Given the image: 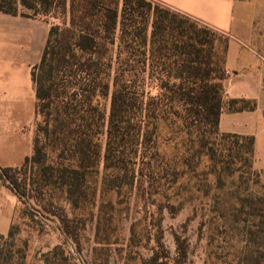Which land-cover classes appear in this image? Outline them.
<instances>
[{
	"label": "trees",
	"instance_id": "16d2710c",
	"mask_svg": "<svg viewBox=\"0 0 264 264\" xmlns=\"http://www.w3.org/2000/svg\"><path fill=\"white\" fill-rule=\"evenodd\" d=\"M56 9L68 23L50 26L31 72L40 119L33 153L18 168L0 165V187L59 221L62 241L41 254L40 264H79L68 243L80 251L84 219L52 212L55 196L76 211L95 206L98 192L120 199L145 188L175 211L194 200L177 199L176 168L192 169L202 157L209 163L205 196L226 190L212 195L213 210L228 200L229 212L218 218L254 228L247 248L257 252L255 234L264 241V192L251 189L261 183L252 170L254 138L219 129L228 77L225 33L158 0H0V12L13 16H47ZM226 106L229 112L256 108L253 101L236 99ZM192 187L201 190L192 183L189 192ZM107 236L97 232L94 249L105 264ZM175 244L186 258L187 245L177 237ZM26 252V244L15 247L11 232L0 235V264H26Z\"/></svg>",
	"mask_w": 264,
	"mask_h": 264
},
{
	"label": "rangeland",
	"instance_id": "374dc122",
	"mask_svg": "<svg viewBox=\"0 0 264 264\" xmlns=\"http://www.w3.org/2000/svg\"><path fill=\"white\" fill-rule=\"evenodd\" d=\"M233 1L232 28L230 32L223 33L229 41H234L242 51L245 50L247 57L251 56L253 67L264 70V0ZM20 12L33 15L31 11L25 9H21ZM36 17L46 20L49 26L63 27L68 23L67 15L60 9L51 11L47 16ZM226 105L225 101L224 107L227 109ZM39 120L34 115L30 126L22 130V133L29 136L28 140L24 141L19 135H14L10 138L11 146L0 147L2 167L18 168L25 157L32 155V141ZM208 165V159L202 157L192 169L177 166L175 190L177 199L184 200L190 195L194 200L175 211L165 208V201L159 194L153 192L148 196L145 188L127 192L120 199H116L112 193L102 195L98 192L95 206L86 205L76 211L63 196H55L52 200L55 203L52 212L58 213L61 210L68 218L77 216L84 219L79 237L80 251L78 252L75 244L69 242L70 256L77 259L79 264H105L94 249L98 247L97 232L100 235L107 232L106 238L109 242L106 248L109 257L107 264H149L152 260L158 264H255V258L260 260L258 264H264V241L259 235L254 236L257 252L253 254L248 251L252 246V243L250 245L248 242V231L254 228L244 221H235L232 217L218 218L217 214L229 212L228 200L218 211L213 210L215 205L212 195L215 193L223 196L226 190L212 191L209 197L205 196L208 192V177L210 178ZM252 170L254 174H260L261 183L252 186L251 189L255 193H262L264 168L255 169L252 161ZM188 180L191 181L189 186L186 184ZM192 183L197 184L201 190L196 192L192 187L189 192L188 188H191ZM11 193L6 187H0V217L12 210L9 214L8 232L13 235L15 247L23 248L26 244L28 255L26 264H40L41 254L62 241L59 221L56 215L44 212L32 201L26 206L17 200L13 206L9 200ZM224 198L226 199V196ZM118 200L123 202L119 206L116 205ZM36 212H40L41 215H36ZM236 216L243 218L238 214ZM109 217L111 222L107 224L106 220ZM175 237L187 245L186 258L178 256Z\"/></svg>",
	"mask_w": 264,
	"mask_h": 264
},
{
	"label": "crops",
	"instance_id": "0c3cea01",
	"mask_svg": "<svg viewBox=\"0 0 264 264\" xmlns=\"http://www.w3.org/2000/svg\"><path fill=\"white\" fill-rule=\"evenodd\" d=\"M158 1L211 28L225 33L232 28L233 0ZM49 28L40 18L0 12V147L11 146L10 138L14 135H19L24 141L29 139L22 130L30 126L35 115L36 99L31 72L40 63ZM241 51L237 43L229 41L224 102L233 99L253 101L256 108L229 112L224 107L219 129L222 133L253 137V166L260 170L264 168V70L253 67L251 56L247 57L245 50ZM9 200L14 206L17 198L11 193ZM11 212H5L0 217V235L8 232Z\"/></svg>",
	"mask_w": 264,
	"mask_h": 264
}]
</instances>
